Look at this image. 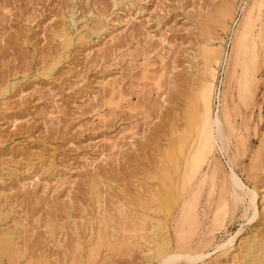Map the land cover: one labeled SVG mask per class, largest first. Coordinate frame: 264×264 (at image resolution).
<instances>
[{"label":"rangeland","instance_id":"obj_1","mask_svg":"<svg viewBox=\"0 0 264 264\" xmlns=\"http://www.w3.org/2000/svg\"><path fill=\"white\" fill-rule=\"evenodd\" d=\"M249 2L0 0V232L16 220L24 222L16 235L22 249L17 256L22 255L2 264H163L173 256L180 264H248L257 259L264 245V198L256 197L257 214L247 212V201L234 203L226 187L234 170L247 188L264 194V50L249 106L234 94L229 145L222 149L217 143L214 151L219 191L211 201L208 184L200 189V227L192 242L176 244L180 205L165 216L148 195L159 188L153 174L171 129L183 123L204 28L223 41L220 93L231 37ZM220 6L233 9L223 28L216 22ZM64 34L71 42L65 49L60 46ZM108 82L120 86L117 97L109 96ZM89 178L98 183L101 208L85 185ZM218 193L228 207L223 224L210 234ZM119 202L131 216L166 219L172 252L148 259L147 248L154 245L149 222L144 232L108 224L111 240L124 239L129 249L103 246L96 258L88 257L98 221L113 215ZM234 234L233 243L215 247ZM248 241H255L252 252ZM194 253L202 255L189 262Z\"/></svg>","mask_w":264,"mask_h":264},{"label":"bare ground","instance_id":"obj_2","mask_svg":"<svg viewBox=\"0 0 264 264\" xmlns=\"http://www.w3.org/2000/svg\"><path fill=\"white\" fill-rule=\"evenodd\" d=\"M263 6L264 0H250L247 6L242 8L241 17L236 23V28L234 29L233 35L231 37L229 52L226 53V68L223 81V90L220 93L217 90L216 83L218 78V69L221 66L222 60L224 58L222 46L223 41H217L213 34L208 32V28H204L207 31L198 47L197 53L199 62L197 71L195 73V87L192 88L190 96L186 100V108L182 114L183 123L181 124L180 128L178 126L171 129V138L168 140L167 146H165V148H163L161 151V163L158 166V171H155L153 174V178L158 180L159 188H157L153 194L146 193L150 195V200L156 203V211L160 212V214L163 213L165 216L170 215L171 211L180 205L178 223L175 229L176 244H179V247L186 246L184 243L188 242V240L193 237L195 232L200 227L197 203L199 192L202 186L208 184V197L206 198L211 201L213 194H215L214 192L217 190L219 191V188L216 186L215 175L217 170H220V167L219 163L216 161V158H214V151L217 149H215L217 143L220 144L222 149H225V147L229 145L231 137L230 133L234 130V126L232 125L233 123L231 121V109L233 108V105L235 107V101L233 100L235 97L234 94H236L237 100L243 105H247L249 100L255 94L254 88H257L255 87V83L257 80V71L260 65V55L264 50V22L262 20ZM230 8L231 7L224 8L220 6L218 9H216V22L218 21L217 23L222 24L221 28H223L225 25L226 19H232L233 9ZM69 39L70 38H67L66 35L63 36L60 46L64 49L69 47V43L71 44ZM162 67H164V65H162ZM160 69L161 67H159V70ZM144 71L148 70L144 69ZM165 72V69L163 72L161 71L160 76L165 74ZM108 83V91L110 93L109 96L113 94L116 96L117 94L115 95V93L119 92L120 86L118 87V85L112 82ZM106 94H108V92ZM215 99H218L217 106L215 105ZM230 103L232 104V107L230 106ZM234 123L236 122L234 121ZM224 125L226 130L224 129ZM205 167L206 169H204ZM226 178L227 175H222V189L225 188L227 183ZM228 180L229 183L226 187V191L229 193L230 199H232L234 203H242L243 205L244 202L247 201V206L244 207L245 211L248 212V210L252 209L253 213L257 214L256 206H258V203L256 202V197H259L260 200L263 201L264 194H259L260 191H257L259 189L252 190L247 188V186L242 182L234 170H231ZM86 181L87 182H85V185L87 184L89 192L94 195L96 202H98L101 208L103 204L102 201H100L101 194L99 195V191L97 192V188L99 187L98 183L93 178H89ZM217 196L218 197H215L216 199L214 201L216 208L213 211V218L211 217L214 228L213 226H211L212 229L208 228V232L210 234H213L215 227L221 226L223 224V218L226 215L228 207L227 200L223 197V194L218 193ZM128 202L127 205H129ZM124 204H120V202L118 205L116 204L117 206L114 208L115 211L113 210L115 212L112 213L113 215H102V218L98 221L100 224V229L96 234L93 246L89 248L88 257L94 258L97 256V252H99L100 247L103 248V246L110 248L114 246L115 249L116 246L118 249H129L128 246L130 245H128L124 239V241L119 240L118 242H115L117 244L112 241L113 239L110 238L111 235L108 234V224H117L122 228L123 231L126 230V227H129L130 230L135 232L137 228L143 231V229H145V225L147 227L148 222L149 226L147 230L154 245L151 246V248H147L151 252L146 254V256L148 259H150L154 256L156 258H161L167 255L171 251V241L167 235L166 219H153L150 217L148 218V216L145 215L143 216V219H140L136 216H131L130 213L132 210H130L128 213V210ZM20 222L22 221L20 220ZM20 222L19 220H16L14 225H10L11 227L7 226L8 228L6 227L3 228V230L1 229L0 264H2L4 258L11 259L12 261L15 259L14 261H16V257L19 258V256L22 255L21 254L17 256L22 251V249L20 250L18 246L20 243L17 244V241L19 242L21 239H17L16 241V235L19 233L18 229L22 228L19 227L21 226ZM23 223L24 222H22V224ZM49 224V227L53 228V224ZM139 231L140 230H138V232ZM137 234L139 235L140 233ZM236 235L237 234L230 236L225 242H222L215 247L218 249V247L223 248L227 245H230L233 243ZM134 236H132V238ZM122 238L123 237H121V239ZM134 239L136 240V237H134ZM189 241L192 242L193 240ZM254 242L255 241H252L251 243L249 242L247 247L249 252H252L255 244ZM132 246L134 247V245ZM257 250L259 251V253L255 251L258 253L257 259L254 262L248 264H264V245H259V249ZM201 255L194 253V255H188L187 259L189 262H193ZM26 264L31 263L27 262ZM163 264L180 263L178 262V258L173 256Z\"/></svg>","mask_w":264,"mask_h":264}]
</instances>
